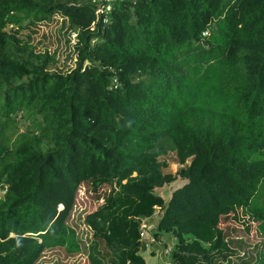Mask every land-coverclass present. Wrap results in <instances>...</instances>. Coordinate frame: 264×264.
I'll use <instances>...</instances> for the list:
<instances>
[{"label": "trees", "instance_id": "obj_1", "mask_svg": "<svg viewBox=\"0 0 264 264\" xmlns=\"http://www.w3.org/2000/svg\"><path fill=\"white\" fill-rule=\"evenodd\" d=\"M53 15L77 34L65 75L18 38ZM23 117L35 123L20 132ZM179 177L166 203L155 190ZM85 187L108 189L86 218L90 264H147L141 225L158 209L151 234L175 238L170 264L264 237V0H115L103 14L0 0V264L81 255L70 221Z\"/></svg>", "mask_w": 264, "mask_h": 264}, {"label": "rangeland", "instance_id": "obj_2", "mask_svg": "<svg viewBox=\"0 0 264 264\" xmlns=\"http://www.w3.org/2000/svg\"><path fill=\"white\" fill-rule=\"evenodd\" d=\"M66 2L83 3L91 2L97 5L98 9H102L106 12L107 7H111L115 0H62ZM29 20L23 22V28L20 30L18 38L21 41L28 42L32 47L35 54L46 56L49 58L48 70L51 73L68 74L76 68L75 59V45L77 34L72 30L71 24L61 15H53L49 20L44 22H38L34 26H30ZM11 30H18L17 28L10 27ZM35 121L34 117L21 119L20 132L25 131L27 128L33 127ZM167 163L165 173H175L177 169L182 166L177 164L174 154H169L162 158ZM188 165V164H187ZM186 165V166H187ZM186 184V181L182 178H178L175 183L167 185L163 188L155 190V193L162 196L166 203L169 202L171 196L175 190ZM108 192L106 187H103L98 193L94 192L93 188H81L78 192L75 209L71 217L70 225L74 227L78 233L79 241L83 248V253L78 256L68 258L64 255L62 250L48 251L41 257L38 264H90L88 258V248L92 242L93 232L86 223V218L89 214L95 212L100 206L104 204L103 200H99L98 197H103ZM3 195V190H0V197ZM162 210L157 211L154 219L151 220L153 225H158L161 217ZM149 243V239L145 240ZM241 244V250L237 256L233 259L225 260L222 257H214L211 261L204 264H260L258 262L260 257L264 258V237L252 242L248 239L241 238L239 240ZM176 240L172 235L162 234L160 241L157 244L152 245V252L149 250L141 252V255L147 260L148 264H165L169 263L170 254H166V249H174ZM167 263V264H168Z\"/></svg>", "mask_w": 264, "mask_h": 264}, {"label": "built area", "instance_id": "obj_3", "mask_svg": "<svg viewBox=\"0 0 264 264\" xmlns=\"http://www.w3.org/2000/svg\"><path fill=\"white\" fill-rule=\"evenodd\" d=\"M107 2H109L110 0H106ZM105 11H103L102 9H98V14H103ZM208 34H205V36H207ZM151 231H152V225L149 224V221L147 220H143L142 221V225H141V231H140V236H141V239L144 241L146 238L149 237V240H150V243L148 244V246L152 245V244H155L156 243V240L155 238L152 236L151 234ZM172 251V249H166V254H170ZM237 256V255H236ZM236 256L232 257V258H229V259H233L235 258Z\"/></svg>", "mask_w": 264, "mask_h": 264}, {"label": "crops", "instance_id": "obj_4", "mask_svg": "<svg viewBox=\"0 0 264 264\" xmlns=\"http://www.w3.org/2000/svg\"><path fill=\"white\" fill-rule=\"evenodd\" d=\"M175 191H176V190H175ZM173 193H174V192H173ZM153 219H154V218H153ZM151 220H152V219H151ZM151 220L149 221V224H150ZM153 231H154V230H152L151 232H153ZM146 239H149V237L146 238ZM146 239H145V240H146ZM145 240H144V241H145ZM145 242H146V241H145ZM149 243H150V240H149ZM149 243H148V244H149ZM148 244H147V247H146L147 249H146V250H149L150 252H152L151 249H152V245H153V244H152L151 246H150V245L148 246ZM142 252H143V251H142ZM146 261H147V260H146ZM168 261H169V260H168ZM167 263H168V262H166L165 264H167ZM147 264H148V262H147ZM153 264H157V263H153ZM168 264H170V263H168Z\"/></svg>", "mask_w": 264, "mask_h": 264}, {"label": "clouds", "instance_id": "obj_5", "mask_svg": "<svg viewBox=\"0 0 264 264\" xmlns=\"http://www.w3.org/2000/svg\"><path fill=\"white\" fill-rule=\"evenodd\" d=\"M4 193H5V192L3 191V195H4Z\"/></svg>", "mask_w": 264, "mask_h": 264}]
</instances>
